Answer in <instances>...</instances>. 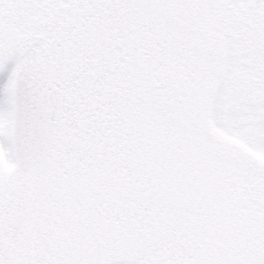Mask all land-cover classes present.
Listing matches in <instances>:
<instances>
[{"label": "snow or ice", "instance_id": "1", "mask_svg": "<svg viewBox=\"0 0 264 264\" xmlns=\"http://www.w3.org/2000/svg\"><path fill=\"white\" fill-rule=\"evenodd\" d=\"M0 264H264V0H0Z\"/></svg>", "mask_w": 264, "mask_h": 264}]
</instances>
